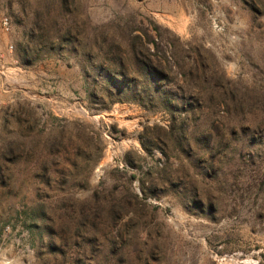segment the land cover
I'll return each mask as SVG.
<instances>
[{
  "label": "rangeland",
  "instance_id": "rangeland-1",
  "mask_svg": "<svg viewBox=\"0 0 264 264\" xmlns=\"http://www.w3.org/2000/svg\"><path fill=\"white\" fill-rule=\"evenodd\" d=\"M3 15L0 264H264V0H0ZM68 28L79 45L53 38ZM101 31L118 77L142 89L128 66L144 57L175 108L106 82Z\"/></svg>",
  "mask_w": 264,
  "mask_h": 264
},
{
  "label": "trees",
  "instance_id": "trees-1",
  "mask_svg": "<svg viewBox=\"0 0 264 264\" xmlns=\"http://www.w3.org/2000/svg\"><path fill=\"white\" fill-rule=\"evenodd\" d=\"M154 31L157 32V26L153 27ZM132 30H129V33H131ZM71 29H67L64 35H57L56 37L54 36L53 38H56L60 41L67 42V41H74L78 45L80 44L79 39L77 36L71 35L70 34ZM77 33V32H76ZM127 33V34H129ZM158 33V32H157ZM137 35H133L132 39H135ZM53 39H49V41L46 42V44H50L51 47H48V49H51L52 47H55V43L51 41ZM96 44L97 46L95 47L96 52H101V65L103 66V77L105 78L106 82L109 85H112L116 87L117 89L125 91L130 100L138 102L140 105L146 107V108H151L154 107L153 104H162L164 105L167 109H173L175 108L174 104L171 102V99L167 97V94L163 90V86L160 84V81L164 80L167 75L164 73V71L153 67L149 65V62L143 57V59H138L135 56H133L134 63L130 62V66H128V69H131L136 62H138L139 66V72L140 74L145 77L146 84L143 86L142 89H138L139 84H137V77L132 76V77H125V78H119L118 77V71L119 70H124L125 65L122 59L119 57L117 59L115 58H109L107 47L113 46L114 47V42L111 38H108L106 35L105 31H101L98 34L94 36L93 44ZM46 44L44 45H39L37 47V50H40L42 47H46ZM131 46L134 44V41H130ZM155 47L157 50V43H155ZM62 48V47H61ZM103 48L104 51L102 52L101 50ZM28 48L27 46L22 49V58L25 62H32V58L29 56L28 53ZM133 50L131 49V52ZM138 53L143 54L142 50H138ZM132 54V53H131ZM89 55V54H87ZM134 55V54H133ZM91 56V55H89ZM122 100V99H119ZM147 100V101H146Z\"/></svg>",
  "mask_w": 264,
  "mask_h": 264
},
{
  "label": "built area",
  "instance_id": "built-area-1",
  "mask_svg": "<svg viewBox=\"0 0 264 264\" xmlns=\"http://www.w3.org/2000/svg\"><path fill=\"white\" fill-rule=\"evenodd\" d=\"M0 25H1V28H2L4 33H9V31H10V21H9V18L7 16L3 15L0 18ZM11 49H12V46L10 45L9 46V51L10 52H11ZM3 111H4V103H3V100H2V95L0 93V118L2 117Z\"/></svg>",
  "mask_w": 264,
  "mask_h": 264
}]
</instances>
